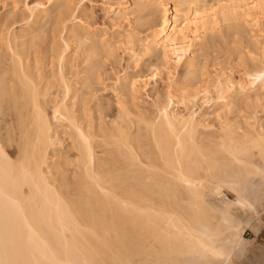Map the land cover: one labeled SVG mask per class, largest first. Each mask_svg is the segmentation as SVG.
Listing matches in <instances>:
<instances>
[{"label":"bare ground","instance_id":"bare-ground-1","mask_svg":"<svg viewBox=\"0 0 264 264\" xmlns=\"http://www.w3.org/2000/svg\"><path fill=\"white\" fill-rule=\"evenodd\" d=\"M51 1L17 20L0 0V264H243L263 226L264 0H103L110 39L82 0ZM215 35L241 79L207 75ZM121 48L132 71L108 84Z\"/></svg>","mask_w":264,"mask_h":264},{"label":"rangeland","instance_id":"rangeland-1","mask_svg":"<svg viewBox=\"0 0 264 264\" xmlns=\"http://www.w3.org/2000/svg\"><path fill=\"white\" fill-rule=\"evenodd\" d=\"M38 0H18V7H17V12L16 15L17 20L21 19L20 16L22 17H27L28 12L26 11V4L27 3H35ZM41 1V0H40ZM44 3H46L45 5L50 7L52 5V1L51 0H43ZM51 1V2H50ZM71 1V0H70ZM169 1V5H172L173 1L172 0H167ZM27 2V3H26ZM80 1L79 0H72L71 2H69V6L71 8H74ZM131 2H133L131 0ZM5 5V6H4ZM85 5V7H84ZM82 6H83V10L86 9V14L84 12H79L78 16L80 18V23L83 24L84 27L91 25L93 27H101L103 28L106 32L105 38L110 39V36L113 35V30L110 28L109 26V20L107 15L105 14V11L103 10V0H82ZM81 6V7H82ZM10 7V9H9ZM132 7V6H130ZM11 6L5 4L4 2H0V19L2 18V16H4V14L7 13V11L11 10ZM153 9V14L150 15L149 17H147L145 19V21L150 24H153L154 21H156L160 16V10L161 8L158 6H155L152 8ZM12 11V10H11ZM19 14V15H18ZM146 16L145 13L143 15H140V17ZM139 19V16H138ZM68 23V25L73 24V21H70L69 19L66 21ZM22 23L21 22H16L14 25H12L13 29H19L21 28ZM259 28L262 30V34L261 32L259 33H255L254 31V35L256 34H260L262 35V37H260L261 39L264 38V23L261 22V24L257 25L256 28ZM258 28L256 30H258ZM243 30V29H241ZM226 31V29H225ZM224 31V32H225ZM257 32V31H256ZM246 34V33H245ZM244 34V35H245ZM215 37H217V40L222 42L223 39H226L225 37H221L219 35H215ZM56 43L57 45H63V39L61 37L60 34H57L56 36ZM74 48L76 47L75 45L73 46ZM72 47V48H73ZM245 52H247V50L241 51V54H245ZM207 56L205 59L208 60V64H207V75L210 77H215V74L218 70L221 69V67L227 68L230 70H233L234 75L238 78L241 79L242 77V69L244 68V64L241 63L238 60V56L239 54L237 53V56L234 55L235 52H232L231 50L228 49V46L225 45L224 42H222L221 44H218L217 47L214 48V50H208L207 51ZM72 59L74 61V63L77 65L79 64V62L81 61V58L79 57V54H77V52L74 53V55H72ZM80 60V61H79ZM144 61H141V67L143 68V63ZM129 56L127 54V51L125 49H117L112 56H107L106 58V67H107V75L106 78H108V80L106 79V82L108 84H113L116 80V76L117 75H122L126 70H131V64H129ZM130 67V68H129ZM175 63H172V70H175ZM132 71V70H131ZM167 72L163 71L161 73L160 76H158L157 78V84H155V82L151 83L147 89H150L152 87H154V85L156 86L157 89L159 90H163L165 87V83H167ZM163 88V89H162ZM151 91V89H150ZM164 91V90H163ZM112 91L108 90L106 91L105 95L111 99V103L114 105V95H112ZM151 94V93H150ZM114 99V100H113ZM146 101H151L152 95L149 96V93L147 94L146 91H142L141 92V100ZM202 100H200L198 102V104L201 105ZM2 126H4V124L2 123ZM3 133H5V130L3 131ZM229 196L232 198L231 194H229ZM264 213V212H263ZM262 214V218L264 219V215ZM260 213L257 212V215L255 213L254 218L257 219V216H259ZM245 236L250 239L252 242L251 247L249 248L250 250H248L249 255L245 258V262L243 264H263L264 263V224L261 228V232L259 234V236L257 237V239H254L255 235L251 230H247L245 233Z\"/></svg>","mask_w":264,"mask_h":264},{"label":"crops","instance_id":"crops-1","mask_svg":"<svg viewBox=\"0 0 264 264\" xmlns=\"http://www.w3.org/2000/svg\"><path fill=\"white\" fill-rule=\"evenodd\" d=\"M263 215H264V213H263ZM262 219H263V218H262ZM263 224H264V219H263ZM260 232H261V230H260ZM260 232H259V234H260ZM258 236H259V235H258ZM258 236H257V237H258ZM256 239H257V238H256Z\"/></svg>","mask_w":264,"mask_h":264},{"label":"built area","instance_id":"built-area-1","mask_svg":"<svg viewBox=\"0 0 264 264\" xmlns=\"http://www.w3.org/2000/svg\"><path fill=\"white\" fill-rule=\"evenodd\" d=\"M264 264V263H263Z\"/></svg>","mask_w":264,"mask_h":264}]
</instances>
